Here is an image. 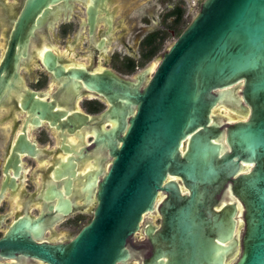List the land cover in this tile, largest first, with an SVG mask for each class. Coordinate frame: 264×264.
Masks as SVG:
<instances>
[{"label":"water","instance_id":"95a60500","mask_svg":"<svg viewBox=\"0 0 264 264\" xmlns=\"http://www.w3.org/2000/svg\"><path fill=\"white\" fill-rule=\"evenodd\" d=\"M58 1L30 0L13 39ZM46 52L44 66L59 76ZM159 58L149 77L148 66L128 80L71 73L111 103L105 116L117 117L120 143L93 217L67 243H36L15 229L0 247L49 264H125L127 239L164 192L160 224L147 230L153 250L137 264H264V0H202ZM31 108L59 117L40 98Z\"/></svg>","mask_w":264,"mask_h":264},{"label":"flooded vegetation","instance_id":"af4514ba","mask_svg":"<svg viewBox=\"0 0 264 264\" xmlns=\"http://www.w3.org/2000/svg\"><path fill=\"white\" fill-rule=\"evenodd\" d=\"M29 1L0 0V65L8 56L13 59L9 68L0 70V240L18 229L36 243H67L92 219L99 182L120 143L113 131L117 117L104 115L111 103L71 73L83 69L126 79L145 60L150 36L157 33L153 44H163L165 0H157L162 11L157 22L145 20L152 16L145 6L149 0L48 2L13 39ZM176 7L180 5L170 11ZM170 16L175 23L176 16ZM70 34L66 52H59L55 42ZM113 40L121 48L114 47ZM77 46L85 48L82 60H77ZM135 47L141 50L138 57ZM47 50L62 67L59 76L44 66ZM33 98L52 105L59 116L54 123L31 108ZM82 114L89 119L84 121ZM164 197L158 193L156 212L144 215L139 231L127 239L132 259L125 264L150 256L147 230L159 226L157 207ZM0 264L49 263L0 247Z\"/></svg>","mask_w":264,"mask_h":264},{"label":"rangeland","instance_id":"374dc122","mask_svg":"<svg viewBox=\"0 0 264 264\" xmlns=\"http://www.w3.org/2000/svg\"><path fill=\"white\" fill-rule=\"evenodd\" d=\"M202 0H165L164 5V14H165V20H164V28H165V38L163 41V44L160 47V50L153 55L148 60L141 61V64L139 68H135L131 74H127L124 77L127 76H135L141 69L144 67H149L148 72L152 73L155 66L159 63V56L169 48V46L174 42V40L177 38V36L180 34V32L189 24V22L192 20V18L195 16V14L199 10V5ZM180 5V7L183 9V15L181 20L178 23H173L172 17L168 15L171 8H173L174 5ZM145 6H148V8H151L152 16L150 18H145L147 22H150L151 17L157 21L161 20V4L160 6L157 3V0H149L145 3ZM152 6H154L152 8ZM136 14V13H135ZM150 24V23H149ZM56 32V30H55ZM72 34L69 36L67 35L66 38L60 39L59 41L55 42L56 46L59 50V52H66V44L69 39H71ZM128 38H130V35H128ZM113 46L117 48H121L119 42L116 40H113ZM75 51L79 52V56L77 57V60H82L80 56L85 54V48L78 46L75 48ZM141 50H138L137 47L134 48V52L137 53L135 57H138V54ZM154 66V67H153ZM119 68V66L117 67ZM150 76V75H149ZM147 76V77H149ZM222 110L220 108L218 111ZM225 114L229 115V112L226 110L222 111ZM242 232V227H240V233ZM233 261H231L232 263Z\"/></svg>","mask_w":264,"mask_h":264},{"label":"trees","instance_id":"16d2710c","mask_svg":"<svg viewBox=\"0 0 264 264\" xmlns=\"http://www.w3.org/2000/svg\"><path fill=\"white\" fill-rule=\"evenodd\" d=\"M168 15H175L176 18L174 20L175 23H178L183 15V9L181 7H176L175 9H172ZM157 33L155 35L150 36L146 41L147 45V51L145 53V60L151 58L161 47V43L156 42V44H153L156 40Z\"/></svg>","mask_w":264,"mask_h":264},{"label":"bare ground","instance_id":"6f19581e","mask_svg":"<svg viewBox=\"0 0 264 264\" xmlns=\"http://www.w3.org/2000/svg\"><path fill=\"white\" fill-rule=\"evenodd\" d=\"M154 67V66H153Z\"/></svg>","mask_w":264,"mask_h":264}]
</instances>
